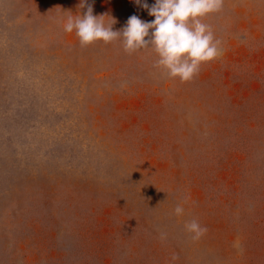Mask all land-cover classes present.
<instances>
[{"label": "rangeland", "instance_id": "374dc122", "mask_svg": "<svg viewBox=\"0 0 264 264\" xmlns=\"http://www.w3.org/2000/svg\"><path fill=\"white\" fill-rule=\"evenodd\" d=\"M80 4L0 0V264H264V0H223L201 18L221 55L187 82L156 67L151 47L128 53L119 38L82 47L63 29L88 6L117 31L132 15L153 20L146 9L133 0ZM63 174L83 178L75 187L85 221L102 226L86 223L87 244L203 251L225 242L231 260H12L4 242L49 238L24 229L47 217L45 181ZM193 219L207 228L197 240L185 229Z\"/></svg>", "mask_w": 264, "mask_h": 264}, {"label": "clouds", "instance_id": "9594fccd", "mask_svg": "<svg viewBox=\"0 0 264 264\" xmlns=\"http://www.w3.org/2000/svg\"><path fill=\"white\" fill-rule=\"evenodd\" d=\"M146 9L151 21H144L137 15L128 18L122 30H113L115 20L106 23L94 15L93 8L76 16L66 17L63 29L67 33L75 32L82 47L96 41L110 43L120 39L126 52L151 47L158 56L156 67L166 70L170 78H179L187 82L199 72L200 65L212 61L221 55V41L214 37L210 26L201 18L209 13L218 12L223 0H154L151 6L147 0H133ZM86 0H81L84 8ZM147 38V39H146ZM184 213L182 204H177L174 214ZM185 229L197 240L207 232L206 227L193 219L185 223ZM239 247V241L235 242Z\"/></svg>", "mask_w": 264, "mask_h": 264}, {"label": "crops", "instance_id": "0c3cea01", "mask_svg": "<svg viewBox=\"0 0 264 264\" xmlns=\"http://www.w3.org/2000/svg\"><path fill=\"white\" fill-rule=\"evenodd\" d=\"M61 166L64 167L60 162H49V167H52V170L62 169ZM76 179L77 177H70L63 174L57 175L55 178L49 176L46 181L43 180L45 181L44 192L46 194L44 198H41V206L45 211H49V213H47L48 215L45 218H40V216L35 217L33 223L31 221L30 223L27 222L24 230L25 234L31 236L33 229L34 232L38 229L40 232L44 231V229L46 231L49 230V238L44 240L42 244L36 241L34 236L33 238L24 237L17 239L15 240L16 242L11 244H9L10 242H4V246L7 249L11 246L14 249L11 252L12 260H203V255L206 254L209 256L208 260H231V255H229L230 246L228 243L224 244L225 242H217L218 245L215 242L214 246L209 247V249L207 247L200 248L203 251H198V247L194 251L192 247H189L188 251H181L180 246H174L173 248V245L167 246L166 244H162V247H160V242L152 240H142L144 241V246L139 245L135 247V244H131L128 241L120 243L117 240H115L116 242L110 241V245L107 246L108 244L103 243L106 241L97 235L96 237L99 238L87 244V242H84L86 223H88L90 229L97 230L102 226L95 220H93L92 224H90L91 222L89 220H86L87 222L85 221L87 215V212L83 208L85 198L81 196L83 193L79 192V187L78 189L75 187L83 184V178L79 177ZM63 199L67 200V206L65 204L63 205L65 201ZM81 201L82 204H80ZM54 213H58L57 217L59 218H54ZM89 216L95 217L96 214L92 213ZM116 217L111 216V219H109L110 225L108 231L110 233L118 225H121V223L116 224ZM122 223H124L123 220ZM31 227L35 228L31 230ZM118 231L119 229L116 233ZM150 231L148 228L141 230L142 233ZM111 238L113 240L112 235ZM166 247H170L171 249L167 253L161 251V249L164 250ZM119 250L122 251L119 252ZM155 250H157V253ZM235 259L237 258L234 257Z\"/></svg>", "mask_w": 264, "mask_h": 264}]
</instances>
